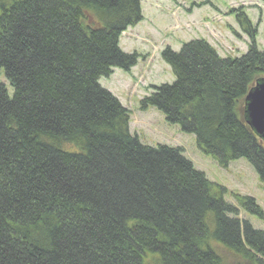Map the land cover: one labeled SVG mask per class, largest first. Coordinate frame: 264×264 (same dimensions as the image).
I'll return each mask as SVG.
<instances>
[{"label":"trees","instance_id":"obj_1","mask_svg":"<svg viewBox=\"0 0 264 264\" xmlns=\"http://www.w3.org/2000/svg\"><path fill=\"white\" fill-rule=\"evenodd\" d=\"M235 18L253 42L244 54L219 57L202 39L166 46L174 80L140 105L264 182V140L243 114L264 51ZM141 19L139 0H0V264H264V227L239 218L180 147L140 142L98 83L136 64L119 38ZM235 199L262 218L253 198Z\"/></svg>","mask_w":264,"mask_h":264},{"label":"rangeland","instance_id":"obj_2","mask_svg":"<svg viewBox=\"0 0 264 264\" xmlns=\"http://www.w3.org/2000/svg\"><path fill=\"white\" fill-rule=\"evenodd\" d=\"M142 19L122 32L120 49L136 54L137 62L129 72L115 67L108 77H100L101 87L117 97L129 111V132L149 146H177L195 169L223 187V199L238 207V217L248 220L254 228L264 226V182L258 180L253 167L244 158L220 166L197 146L195 136L179 125L168 123L156 108L140 107L154 86L171 83L174 75L160 56L165 46L179 51L191 40L207 41L219 57H239L253 43L234 18L244 13L251 29H256L254 44L264 51V0H139ZM0 82H4L0 71ZM153 86V87H152ZM236 196L253 198L262 209L258 218L244 211ZM224 254V253H223ZM225 258L227 256L224 254ZM231 262V259H227Z\"/></svg>","mask_w":264,"mask_h":264},{"label":"water","instance_id":"obj_3","mask_svg":"<svg viewBox=\"0 0 264 264\" xmlns=\"http://www.w3.org/2000/svg\"><path fill=\"white\" fill-rule=\"evenodd\" d=\"M243 112L251 130L264 139V77L256 79L246 92Z\"/></svg>","mask_w":264,"mask_h":264}]
</instances>
